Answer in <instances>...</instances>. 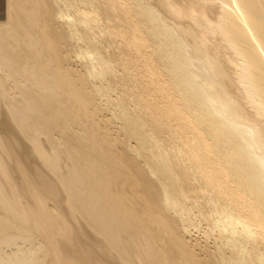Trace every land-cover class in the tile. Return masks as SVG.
<instances>
[{
    "label": "bare ground",
    "instance_id": "obj_1",
    "mask_svg": "<svg viewBox=\"0 0 264 264\" xmlns=\"http://www.w3.org/2000/svg\"><path fill=\"white\" fill-rule=\"evenodd\" d=\"M0 9V264H264V0Z\"/></svg>",
    "mask_w": 264,
    "mask_h": 264
},
{
    "label": "water",
    "instance_id": "obj_2",
    "mask_svg": "<svg viewBox=\"0 0 264 264\" xmlns=\"http://www.w3.org/2000/svg\"><path fill=\"white\" fill-rule=\"evenodd\" d=\"M2 12V9H0V13Z\"/></svg>",
    "mask_w": 264,
    "mask_h": 264
}]
</instances>
